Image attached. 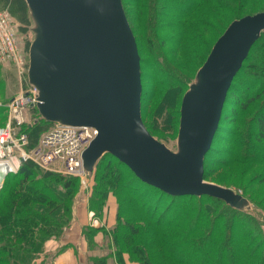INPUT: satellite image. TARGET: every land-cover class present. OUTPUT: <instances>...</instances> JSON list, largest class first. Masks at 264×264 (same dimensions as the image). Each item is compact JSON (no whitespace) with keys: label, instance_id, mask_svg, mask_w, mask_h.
Returning <instances> with one entry per match:
<instances>
[{"label":"water","instance_id":"water-1","mask_svg":"<svg viewBox=\"0 0 264 264\" xmlns=\"http://www.w3.org/2000/svg\"><path fill=\"white\" fill-rule=\"evenodd\" d=\"M33 22L27 82L41 119L97 134L82 151L88 175L110 155L166 195L208 196L242 210L244 198L203 179L227 92L264 31V11L232 21L180 103L177 151L141 119L140 57L121 0H24ZM4 175L0 178L3 181Z\"/></svg>","mask_w":264,"mask_h":264},{"label":"rangeland","instance_id":"rangeland-1","mask_svg":"<svg viewBox=\"0 0 264 264\" xmlns=\"http://www.w3.org/2000/svg\"><path fill=\"white\" fill-rule=\"evenodd\" d=\"M154 1L123 0V4L141 58L144 60L141 79L143 89L142 121L151 136L163 143L172 152H176L181 99L189 86L195 82L196 73L201 67V63L228 25L241 17L263 12L264 0H209L201 5L190 18H187L189 20L186 29H190L192 35L189 39H185L180 47H174L168 42V38L173 32L165 27L169 26L173 19L161 17V7L155 5ZM14 23L19 48L23 55L24 70L23 75L19 78L13 64L0 60V103L2 104H6L10 98L21 90H25L29 85L26 79L28 53L25 52V45L28 41L30 43L33 38V22H31L26 34L21 33L19 24L17 27L15 20ZM183 60L190 62L184 63ZM245 61L236 74L232 92L229 93L225 101L224 116H222L219 132L212 145L213 152L205 161V170L209 176L204 181L230 189L241 195L245 200V205L239 211L255 217L258 216L261 224L260 230L264 234V141L257 138L253 128L254 117L258 114V110L263 106L264 111V93L257 99L260 87L264 86V33L253 46ZM157 70L165 73H160V77L155 76L153 73ZM161 79L164 83H160ZM177 85L180 90L185 86L179 95V101H176L173 107L163 108V112L158 111V103L161 101L165 89ZM29 117L30 114L27 113L26 122H29ZM103 159L102 161H108ZM95 171L96 168H93L90 174L85 173L84 178L82 175L69 176L51 172L52 177L46 182L56 190L58 200L64 205L65 215L69 217L68 225L62 228L59 235L47 231L38 232L35 240L28 241L30 254L23 257L17 252L15 253L14 248H23L22 243L27 241L26 238L17 239L9 236L8 239L0 241V261L9 260L8 264H51L46 258L53 253L56 245L53 244L52 248H47L45 244L48 241L56 242V244L61 243L57 256L65 253L66 250L78 254L75 248L77 241L75 233L78 229L80 239L84 244L83 252L86 254V264H93L95 261L103 262L104 260V264H145L139 256L127 250L129 242L127 246L125 241H122L119 249L115 238V233L121 232L118 229L119 224L124 219L130 221L133 218L124 213H121L122 217L117 215L121 208L120 203L124 201L119 196L120 194L117 196L108 194L104 203L95 196V190L100 186L98 183L100 176ZM45 172L39 168L34 169L31 180L34 182L43 181ZM123 172L125 175H130L125 169ZM62 176H68L74 180L70 187L64 186V181H68L69 178L64 179ZM20 182H22L21 177L10 176L8 182L5 181L4 185H1L0 205L5 198L9 197L8 192L12 188H18ZM30 182L32 181L23 183V185L27 186ZM38 187L40 186L37 185L36 188ZM72 198L74 202L70 208ZM193 200L196 201V199ZM216 200L218 199L205 197L199 204V207L206 211L204 213L208 219L214 217L213 215L229 216L230 211L224 210L223 201ZM165 201H169V198ZM163 209L164 204H161L160 211ZM77 211H82L87 218V224L82 226L87 228L85 236L81 234L82 227L78 228ZM130 224L134 227H153L152 224L145 222L135 223L131 221ZM1 228L0 239L7 234L4 229L6 227L3 225L0 226ZM95 228L98 230L95 231ZM15 229L20 231L21 227ZM169 230L171 231V229ZM170 231L167 232V228H161L157 245L154 244L148 252L149 262L146 264H185V260L189 264H198L200 260H204L205 256L201 257L202 254L190 255L192 258L188 259L185 253H191L188 251L191 247H186L182 254L175 251L174 257L164 254L163 249L161 250L162 247L159 246L161 243L160 233L167 234ZM207 232H209L208 226L199 227L198 233H202V236L200 238L197 233V239H202L203 234L206 235ZM68 233L71 234L68 236ZM131 239L134 240V237ZM5 243L8 244L13 255L8 256L1 251L2 245ZM216 244L215 255L219 256L220 253L221 257L226 259L230 251L224 246L223 238H220ZM220 245L223 246L221 252L219 251ZM201 252L207 256L203 249ZM242 258L244 256L240 257V259ZM3 264L7 263L4 262Z\"/></svg>","mask_w":264,"mask_h":264},{"label":"trees","instance_id":"trees-1","mask_svg":"<svg viewBox=\"0 0 264 264\" xmlns=\"http://www.w3.org/2000/svg\"><path fill=\"white\" fill-rule=\"evenodd\" d=\"M121 1L124 9L123 0ZM208 1L209 0H155L153 2L155 5H160L161 17L173 19L171 20L172 23L165 27L167 29H171L173 32L168 38V42L171 43L172 46L180 47L185 39H189L191 37L192 32L190 29H186L188 26L187 21L189 20L187 18H190L201 5H204ZM0 10H6L9 12L11 17L17 23V27L19 24L21 33L26 34L28 32L32 21L29 16L28 7L24 0H0ZM124 12L127 18L125 9ZM263 33L264 31L261 33L259 39L262 37ZM257 41L253 44V46L257 43ZM29 44L30 43L28 41L25 45V52L27 53ZM136 45L140 57V74L142 79V63L144 60L141 58L137 42ZM183 62L189 63L190 61L183 60ZM160 73L165 72H159L157 70L153 74L160 77ZM234 79L227 92L226 99L229 93L232 92L231 90L234 86ZM160 83H164V81L161 79ZM183 88H185V86ZM183 88L180 90V87L177 85L175 87H168L165 89V92L161 97V101L158 103V111L163 112V108L173 107L176 101H179V95ZM259 91L257 99H259L264 93V86L260 87ZM142 93L143 89L141 92V101ZM224 108L225 102L222 108L219 124L223 119L222 116H224ZM4 113L5 109L0 108V126L3 125L5 121ZM28 113L30 114L29 122H25L19 129L20 132L26 134V149L32 148L37 143L39 137L53 125V123H49L41 119L36 109H29ZM219 124L213 137L211 147L204 157V180H206L209 176L205 170V161L208 159L210 153L213 152L212 145L219 132ZM253 126L257 138L264 141L263 106L258 110V114L254 117ZM103 158L108 161H102L104 160ZM94 168H96L95 172L97 175L100 176V179L98 180L100 186L96 188L94 193L95 196L101 199L104 203L108 194L111 193L115 196L120 194L119 196L124 201L120 203L121 208L120 211L118 210L117 215L122 217L121 213H124L129 215L130 218H133L130 219V221H126L124 219L119 224L120 226L118 229H120L121 232L115 233L119 249L122 241H125L127 246L129 242L130 244L127 247V250L132 251L134 254L139 256L140 260L144 261L145 264L149 262L148 252L152 249L154 244L157 245L161 228H167V232L171 229L169 232L170 234L160 233L161 243L159 246L162 247L161 250L163 249L164 254L167 256L169 255L170 257H174L175 251L182 254L186 247H191L188 250L191 251V253H185V256H187L188 259H191L192 256H198V254H202L201 257L205 256L203 258L204 260H200L198 264L264 263H262V260L264 259V234L260 230L261 224L258 220V216L255 217L254 215L245 212L243 213L222 202L224 210L226 209L230 211L229 216L224 217L222 215H213L214 217L208 219L205 217L206 211L199 207L200 202L208 196L172 197L166 195L163 192L142 183L125 165L107 154L98 160ZM34 169L38 168L32 162L26 161L20 165L16 173L7 175L2 184L4 185L5 181L7 183L10 176L22 178V182L18 183L20 184L18 188H12L7 194L9 197L7 199L5 198L4 202L0 205V226L4 225L6 227L4 229L7 233L0 239V241L8 239L9 236L16 237L17 239L26 238L25 240L27 241L22 243L23 248H14V252H17L22 257L30 254L28 252V241L35 240L38 232L47 231L49 233L59 235L62 228L69 223V217L65 215V207L58 200L56 190L46 182L47 179L52 177L50 174L51 172L44 171L45 179L43 181L34 182V180H31V178H33ZM123 169L127 170L130 175H125ZM62 178L68 179L69 177L62 176ZM28 181L32 182H30L27 186H24L23 183ZM73 181L74 180L69 178L68 181H64V186L67 188L70 187ZM37 185L40 187L36 188ZM168 198L169 201H165V199ZM193 199H196V201ZM73 202L72 198L70 208H72ZM161 204H164V209L162 211H160ZM131 221H134L135 223H150L153 227H134L130 224ZM202 226H208L209 232H207L206 235L203 234L202 239H197V236L200 238L202 236V233H198L199 227ZM19 227H21V230L17 231L15 228ZM86 229V227H82L81 230V234L84 236L87 234L85 231ZM0 230H2V228ZM94 230L97 231L98 228H95ZM120 234L121 236H119ZM132 237H134V240L131 239ZM220 238H223L224 246H226L230 251L228 252L226 259L222 258L220 253L219 256H216L214 253V250H217L215 249L217 247L216 243ZM9 242L12 241L9 240ZM200 249H203L207 253V256L202 253ZM1 251L8 256L13 255L12 250L9 249L7 243L2 245ZM219 251H223V246L220 245ZM57 252L58 250L52 255H49L46 258L47 261H51V259L58 254ZM241 256H244V258L240 259ZM257 256L259 257L258 260ZM104 261H95L93 264H104ZM4 262L8 264L9 260H1L0 264H3ZM179 262H181V260ZM185 262V264H189L187 260H185Z\"/></svg>","mask_w":264,"mask_h":264},{"label":"built area","instance_id":"built-area-1","mask_svg":"<svg viewBox=\"0 0 264 264\" xmlns=\"http://www.w3.org/2000/svg\"><path fill=\"white\" fill-rule=\"evenodd\" d=\"M0 60L13 64L19 78L23 75L24 61L16 37L15 23L6 10H0ZM37 102L36 89L28 85L6 104L0 103V108H4L7 115L4 124L0 126V173L4 174L3 180L7 175L16 173L26 161L43 171L84 176L81 154L97 131L91 127H70L53 123L32 148L26 149V134L19 129L26 122L28 110L35 109Z\"/></svg>","mask_w":264,"mask_h":264},{"label":"crops","instance_id":"crops-1","mask_svg":"<svg viewBox=\"0 0 264 264\" xmlns=\"http://www.w3.org/2000/svg\"><path fill=\"white\" fill-rule=\"evenodd\" d=\"M111 212H112V210H111ZM76 216L78 218V224H79L78 228L85 226L87 224V218L82 211H77ZM76 232L77 233H75V239H77V241L75 243V248H76L78 254H73V252L71 250H69V251L66 250L65 253H62L58 256L56 254L54 256V258L51 259V261L49 260L51 262V264H86V254H85V252H83L84 251V244H83L82 240L80 239V231H78V229H77ZM70 234L71 233H68V236ZM71 236H73V235H71ZM73 239H74V237H73ZM60 240H62V239H60ZM53 244L56 245L55 249L53 250V253H54L55 251H57L61 247V243L56 244V242L48 241L45 244V246L47 248H52Z\"/></svg>","mask_w":264,"mask_h":264},{"label":"bare ground","instance_id":"bare-ground-1","mask_svg":"<svg viewBox=\"0 0 264 264\" xmlns=\"http://www.w3.org/2000/svg\"><path fill=\"white\" fill-rule=\"evenodd\" d=\"M3 172V171H2ZM4 174L3 173H0V178H2ZM82 177L84 178V176L82 175Z\"/></svg>","mask_w":264,"mask_h":264}]
</instances>
